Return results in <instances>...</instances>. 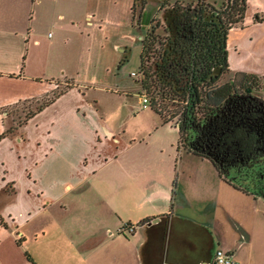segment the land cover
<instances>
[{
	"label": "crops",
	"instance_id": "crops-1",
	"mask_svg": "<svg viewBox=\"0 0 264 264\" xmlns=\"http://www.w3.org/2000/svg\"><path fill=\"white\" fill-rule=\"evenodd\" d=\"M160 1L157 13H162ZM205 1L219 6L225 0ZM134 2L126 0L124 8L119 0H0V134L13 128L5 109L27 100L38 103L56 84L52 77L45 83L37 71L39 63L42 67L35 51L39 40L31 28L46 24L80 35L125 26L132 30L140 27L148 5L145 0L134 19ZM111 44L110 60L117 62V51L124 54L128 47L117 36ZM227 51L228 77L251 73L264 78V0H247L243 20L228 32ZM64 79L66 95L75 83L70 76ZM60 97L0 139L11 151L0 155V242L3 235L20 241L33 237L36 255L24 253L31 264H213L218 249L230 252L238 264H264V199L228 184L209 160L179 148L174 151L173 143L142 150L156 123L178 129L149 106L142 108L149 107L157 117L154 125L130 133L125 126L120 137H113L123 143L119 154L139 149L131 166L118 162L113 168L107 166L109 159H95L94 173L104 180L100 197L66 194L86 180L91 168L84 149L93 142L91 133L101 140L102 134L109 137L114 131L103 120L102 133L98 124L87 126L71 106L59 105ZM55 106L57 115L37 118ZM91 109L85 104L82 111L87 116ZM88 187L98 191L96 185Z\"/></svg>",
	"mask_w": 264,
	"mask_h": 264
},
{
	"label": "trees",
	"instance_id": "trees-1",
	"mask_svg": "<svg viewBox=\"0 0 264 264\" xmlns=\"http://www.w3.org/2000/svg\"><path fill=\"white\" fill-rule=\"evenodd\" d=\"M159 6L162 20H150L140 39L135 78L141 94L164 123L178 127V148L209 160L236 189L264 195V98L255 93L264 88V78L236 73L223 80L229 72L228 32L243 20L247 0L219 6L161 0Z\"/></svg>",
	"mask_w": 264,
	"mask_h": 264
},
{
	"label": "rangeland",
	"instance_id": "rangeland-1",
	"mask_svg": "<svg viewBox=\"0 0 264 264\" xmlns=\"http://www.w3.org/2000/svg\"><path fill=\"white\" fill-rule=\"evenodd\" d=\"M209 1H217V4L221 2V0ZM45 2H48V0H45ZM144 2L145 0H135L133 5L134 19L139 16L138 14L142 8L141 5ZM108 3L110 6V2ZM156 3L157 0H148L147 11L146 13H142L140 18V27L134 26L132 30L125 26L124 30L119 29L117 31L110 29L84 30L82 32L84 35H80L78 31L76 33L67 32L64 34L58 31L57 28L46 24L35 25L33 29L31 28L35 37L39 40L35 51L41 59L42 67L39 63L37 71L44 77L45 83L52 77L56 81V84H53L52 91L39 100L38 103L27 100L5 109L7 119L13 125V131L15 132L22 127L26 114L35 111L38 106L47 99L52 98V96L58 98L60 95L59 105L62 108L63 106H71L75 116L83 119L87 126L94 123L98 124L102 133L101 120H103L114 131L113 135L109 137L102 134L101 140L96 136L97 133H91L93 142L87 143L84 148L87 151L86 156L89 158L91 168L85 172L86 180L79 183L76 187H72L70 191H67L66 194L68 195H75V197L83 199L99 198L101 182H104V180H102L101 173H94L92 167L94 160L102 159L104 162L107 161L106 159H109L110 161L107 163V166L113 168L117 166L118 162L123 166H131L133 153H136L139 149L136 152L135 150H131L129 153L119 154L123 143H115L113 137H120V133H122L121 131L124 130L125 126H128L129 133L135 130L144 132L157 121V117L154 116L149 107L142 108V92L137 83L134 82L136 78L131 76L132 72L139 71L141 41L138 39V35H145L152 14L156 13L151 19L152 24L154 23L153 19L162 20V13H157V10H154ZM107 5H103L102 7H106ZM122 6L126 8V0H122V2L119 0V7ZM49 10L52 16L54 12L53 8H49ZM49 10L46 12H49ZM116 36L120 43L127 45L128 48L124 54L121 51H117L119 59L117 62H111L110 47L112 46L111 42ZM66 76H70L71 81L75 84L71 85L72 89L69 93L63 95L68 91L67 84L64 83ZM227 78V74L223 75V80ZM255 93L264 98V88L255 91ZM85 104L92 107L91 110H86L87 116L82 111ZM55 108L58 107L55 106L48 109L37 118L47 119L53 114L57 115L58 112H54ZM166 110H176V107L167 105ZM63 114L66 115L65 112ZM158 126V123L155 126H151V144L148 139V143L142 142L140 148L148 151L152 144L154 146L161 145L162 143H165V148H169L170 143H173V150L176 151L178 148V129L173 128L169 130ZM10 134V132H7L4 135ZM5 144L7 143L0 145L1 156L11 152L6 149ZM152 149L156 151L159 150V147ZM179 150L183 151L181 148ZM12 152L15 153L14 151ZM9 160L6 159L5 161L8 162ZM209 166L211 165L209 164ZM88 185H96L98 191L89 190L90 187ZM2 237H5V239L2 238L0 242V259H2L4 264H31L27 261L24 253L28 252L30 256L31 253L36 255L37 241L33 237H29L26 241H20L19 237L16 240L14 235H3Z\"/></svg>",
	"mask_w": 264,
	"mask_h": 264
},
{
	"label": "built area",
	"instance_id": "built-area-1",
	"mask_svg": "<svg viewBox=\"0 0 264 264\" xmlns=\"http://www.w3.org/2000/svg\"><path fill=\"white\" fill-rule=\"evenodd\" d=\"M131 76L136 77V72H132ZM141 103H142V107L148 106L149 101L147 95L142 94ZM213 264H238V263L234 258H232L230 252L218 249L214 253Z\"/></svg>",
	"mask_w": 264,
	"mask_h": 264
},
{
	"label": "water",
	"instance_id": "water-1",
	"mask_svg": "<svg viewBox=\"0 0 264 264\" xmlns=\"http://www.w3.org/2000/svg\"><path fill=\"white\" fill-rule=\"evenodd\" d=\"M215 71L218 72L219 70L216 69ZM136 81H137V80H136ZM260 197L264 199V195H261Z\"/></svg>",
	"mask_w": 264,
	"mask_h": 264
}]
</instances>
